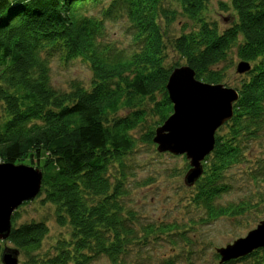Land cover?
<instances>
[{
  "label": "trees",
  "instance_id": "trees-1",
  "mask_svg": "<svg viewBox=\"0 0 264 264\" xmlns=\"http://www.w3.org/2000/svg\"><path fill=\"white\" fill-rule=\"evenodd\" d=\"M207 3L0 0V163L26 160L40 168L38 196L55 205L57 223L68 228L52 253L41 254L48 225L36 220L17 224V209L9 237L0 240V264L7 248L24 252L29 264H92L103 255L111 264H146L131 260L134 242L146 244L153 228L127 204L128 158L139 139L154 143L155 130L173 113L167 83L183 64L212 84H225L229 65L223 64L232 65V55L251 66L235 87L239 98L233 116L216 132L214 150L193 185L194 199L207 210L208 220L245 211L244 204L221 205L217 199L228 190L226 172L245 160L247 143L264 131V0H230L232 19L225 28L205 17ZM120 17L132 31L134 48L128 56L104 40L106 21ZM176 22H181L178 30ZM170 52L184 62L170 63ZM54 55L87 63L90 84L54 87ZM124 109L129 113L118 115ZM149 116L155 122L135 136ZM7 243L13 247H3ZM260 252L264 247L225 262L216 257L218 264H264ZM157 264L179 263L170 258Z\"/></svg>",
  "mask_w": 264,
  "mask_h": 264
},
{
  "label": "rangeland",
  "instance_id": "rangeland-1",
  "mask_svg": "<svg viewBox=\"0 0 264 264\" xmlns=\"http://www.w3.org/2000/svg\"><path fill=\"white\" fill-rule=\"evenodd\" d=\"M223 4L228 6L223 8ZM230 0H208L205 17L216 21L221 28L231 24L232 8ZM182 20V19H181ZM181 26L176 22L175 28ZM104 40L122 55L128 56L133 51L132 31L125 18L106 21ZM233 64L229 65L225 85L235 88L241 82L243 74L236 71L239 59L232 55ZM170 63L184 62L170 52ZM92 72L81 59L66 61L60 55L51 59V81L54 87L68 90L72 81L89 85ZM124 109L118 115L129 113ZM3 114L0 103V117ZM149 116L145 127L139 128L135 136L155 122ZM245 160L226 172L228 190L221 193L217 204H244L248 206L240 215H223L214 220L207 219V210L194 199L195 186H188L184 176L189 168L185 155L159 152L156 143L138 140L130 154L128 163L130 173V193L127 204L134 209L142 224H151L153 231L146 236V244L134 242L131 260L146 264H157L165 259H175L179 264H218L217 248L226 246L249 231L256 228L264 218V131L255 140L247 143ZM27 164V161H23ZM39 195L32 201L23 203L19 208L17 224L32 220L44 221L49 233L42 243L41 254L52 253L57 239L68 232L56 220V207L43 201ZM163 224L176 225L177 229L164 232L159 229ZM139 237L145 233L138 231ZM13 247L11 243L3 244ZM258 256H264L260 252ZM259 259V258H258ZM253 262V257L248 259ZM19 264H29L24 252L19 254ZM92 264H111L106 256H100Z\"/></svg>",
  "mask_w": 264,
  "mask_h": 264
},
{
  "label": "water",
  "instance_id": "water-1",
  "mask_svg": "<svg viewBox=\"0 0 264 264\" xmlns=\"http://www.w3.org/2000/svg\"><path fill=\"white\" fill-rule=\"evenodd\" d=\"M250 67L249 62L240 61L236 71L242 74ZM167 90L173 113L155 130L153 141L159 152L186 156L189 169L184 182L193 186L204 172V160L214 150L216 132L233 116L239 92L223 83L212 84L198 79L188 64L172 70ZM42 180L43 172L38 167L0 163V240L9 237L14 212L38 196ZM261 247H264V218L246 236L217 248V253L220 262H225ZM19 254L18 249H5L3 264H19Z\"/></svg>",
  "mask_w": 264,
  "mask_h": 264
}]
</instances>
